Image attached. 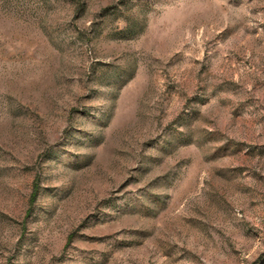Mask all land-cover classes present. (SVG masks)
I'll list each match as a JSON object with an SVG mask.
<instances>
[{"label":"rangeland","instance_id":"374dc122","mask_svg":"<svg viewBox=\"0 0 264 264\" xmlns=\"http://www.w3.org/2000/svg\"><path fill=\"white\" fill-rule=\"evenodd\" d=\"M0 264H264V0H0Z\"/></svg>","mask_w":264,"mask_h":264}]
</instances>
